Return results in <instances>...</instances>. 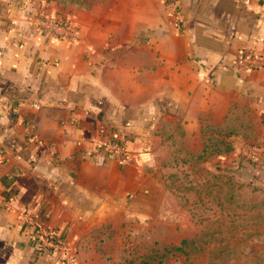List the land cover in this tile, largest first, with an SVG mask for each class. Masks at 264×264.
<instances>
[{
	"label": "crops",
	"instance_id": "0c3cea01",
	"mask_svg": "<svg viewBox=\"0 0 264 264\" xmlns=\"http://www.w3.org/2000/svg\"><path fill=\"white\" fill-rule=\"evenodd\" d=\"M38 6L0 0V264H61L28 239L24 210L79 264H121L129 245L166 243L148 229L169 200L182 210L175 155L201 153L213 128L264 146V69L241 59L264 57V0H44L79 25L73 44L35 31ZM111 133L129 163L94 149Z\"/></svg>",
	"mask_w": 264,
	"mask_h": 264
},
{
	"label": "rangeland",
	"instance_id": "374dc122",
	"mask_svg": "<svg viewBox=\"0 0 264 264\" xmlns=\"http://www.w3.org/2000/svg\"><path fill=\"white\" fill-rule=\"evenodd\" d=\"M246 143L256 147L255 156L240 150ZM246 143L236 146V158L219 160L215 166L214 175H219L224 183L220 195H216L215 189L213 195L203 197L185 193L182 198L187 205L192 200L193 207H181L182 210L169 200L167 207H160L155 213L162 215L159 227L148 229V234L154 233L152 236L158 231L166 243L153 244L149 237L136 242L134 247L129 245L121 264L130 259L139 261L141 255L157 247H160L163 264H264V163L251 166L245 160L249 156L261 158L264 146ZM200 168L204 166L195 165L193 172L202 173ZM187 170L186 167H167L165 174L177 179L175 186H186L185 176L190 175ZM180 235L191 241L184 250L187 253L174 250L183 240L179 241Z\"/></svg>",
	"mask_w": 264,
	"mask_h": 264
},
{
	"label": "built area",
	"instance_id": "2783aa9c",
	"mask_svg": "<svg viewBox=\"0 0 264 264\" xmlns=\"http://www.w3.org/2000/svg\"><path fill=\"white\" fill-rule=\"evenodd\" d=\"M250 2L251 0H238L241 6H248ZM32 21L35 31L59 41L73 44L77 43L81 38V30L76 23L69 20H58L47 17L44 0H39L38 11L32 18ZM241 59L247 70L264 69V57L254 59L247 55L241 56ZM92 142L94 149L104 157L115 159L120 164H127L131 161V152L125 147L118 133H111L106 137L94 139ZM245 147L247 149H244ZM240 148L242 152L249 153L250 156L256 155V148H250L249 146H242ZM0 159H4V151L2 149H0ZM21 221L27 228L28 239L37 249L56 253L61 264H79L76 248L67 242L64 237L45 229L42 226L41 220L29 210L22 212Z\"/></svg>",
	"mask_w": 264,
	"mask_h": 264
},
{
	"label": "trees",
	"instance_id": "16d2710c",
	"mask_svg": "<svg viewBox=\"0 0 264 264\" xmlns=\"http://www.w3.org/2000/svg\"><path fill=\"white\" fill-rule=\"evenodd\" d=\"M235 133H228V132H222L217 129H212L210 131L205 132L203 135L206 136V141L204 143L203 150L201 153L198 154H184L182 153L180 156L175 155V158L171 161L170 164L166 165L167 167H180L182 169L183 167H186L188 170L187 172L190 174L189 176H185L187 178L186 186H175V182L177 179L172 178L171 175L166 173V182L167 187L171 190V192H175L176 197L181 202L182 207H193V201L191 200L189 204L187 205L185 202V199L182 198V195L185 193H192V196L196 195L197 197H203V196H210L213 195V189L217 190L216 195H220L222 193V184H224L219 175L215 176V169L211 168L209 165H207V160L211 158L214 155H227L230 152L234 151L236 148V144L232 143L231 138ZM246 143V142H245ZM247 144V143H246ZM246 146H249L250 148H256L252 146L251 144H247ZM244 155V154H242ZM251 166H255L257 164H263L264 163V149L261 153L260 157H248V159H245ZM257 160V161H255ZM203 165L204 168H200L198 170H202V173H195L193 172V167L195 165ZM172 178V181L170 180ZM220 179V180H219ZM185 184V183H184ZM216 193V192H215ZM198 199V198H197ZM189 209V208H188ZM191 211L190 209L188 210ZM191 241L183 239L176 247H174V250L176 252H185L186 245H190ZM164 248V247H163ZM162 248V249H163ZM160 247H157L155 250H150L147 254L141 255L139 258V261H129L125 260L124 264H163L162 259L163 257L160 256ZM193 250V249H191ZM153 252V253H151Z\"/></svg>",
	"mask_w": 264,
	"mask_h": 264
}]
</instances>
